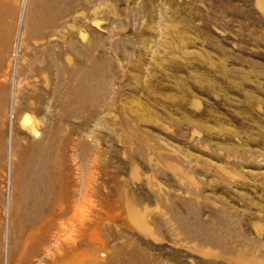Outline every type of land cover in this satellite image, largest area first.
Instances as JSON below:
<instances>
[{
	"label": "rangeland",
	"instance_id": "1",
	"mask_svg": "<svg viewBox=\"0 0 264 264\" xmlns=\"http://www.w3.org/2000/svg\"><path fill=\"white\" fill-rule=\"evenodd\" d=\"M0 264H264V0H0Z\"/></svg>",
	"mask_w": 264,
	"mask_h": 264
},
{
	"label": "bare ground",
	"instance_id": "2",
	"mask_svg": "<svg viewBox=\"0 0 264 264\" xmlns=\"http://www.w3.org/2000/svg\"><path fill=\"white\" fill-rule=\"evenodd\" d=\"M255 3H256V2H255ZM257 7H259V5L256 3V8H257ZM260 9H261V8H260ZM26 117H27V116H26ZM26 117H25L24 119L21 120V125H22V124H23V125H26V123H29V124L31 123V120H32V119H31V120H27ZM23 125H22V126H23ZM256 227H258V226H256ZM259 230H260L259 227L256 228V232H257V233H258ZM9 248H10V247H9ZM49 258H50V257H49Z\"/></svg>",
	"mask_w": 264,
	"mask_h": 264
}]
</instances>
